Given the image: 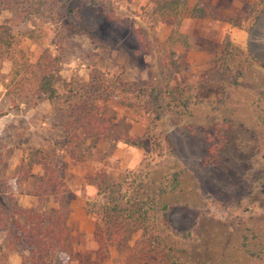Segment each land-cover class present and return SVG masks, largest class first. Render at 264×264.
<instances>
[{
	"label": "rangeland",
	"instance_id": "rangeland-1",
	"mask_svg": "<svg viewBox=\"0 0 264 264\" xmlns=\"http://www.w3.org/2000/svg\"><path fill=\"white\" fill-rule=\"evenodd\" d=\"M156 1L103 0L116 21L83 9L75 26L94 29V41L27 18L38 42L17 39L33 63L57 58L58 98L16 107L0 82L1 244L14 261L32 264L36 252L21 230L53 231L54 264L95 261V222L109 214L135 232L102 264L144 263L135 250L149 234L171 258L162 264H264V0H211L203 18L184 20L173 46L171 28L147 14ZM3 23L18 33L11 13L0 14ZM1 69L9 75L11 63ZM91 83L115 87L113 117ZM121 88L137 114L121 104ZM141 117L153 120L148 129Z\"/></svg>",
	"mask_w": 264,
	"mask_h": 264
},
{
	"label": "trees",
	"instance_id": "trees-1",
	"mask_svg": "<svg viewBox=\"0 0 264 264\" xmlns=\"http://www.w3.org/2000/svg\"><path fill=\"white\" fill-rule=\"evenodd\" d=\"M71 2L78 3L77 8L69 6ZM210 3L211 0H197L195 5L190 9L187 0H158L150 7L147 14L153 22L162 23L171 28L169 43L173 46L183 37L180 29L184 20L187 18H203L207 9L210 7ZM89 6L100 8L103 15L108 20H118L113 6L105 4L103 0H0V14L4 12L11 13L14 16L15 25L19 29L16 34L13 32L11 24H0V82L5 86L6 96L13 105L16 107H21L24 104L36 106L41 101H52L58 98L56 80L59 72V65L57 58H49L45 62L39 59L37 63H33L28 53L21 47L17 39V37H22L38 42L35 33L40 28H30L27 18L37 17L45 20L46 23L53 27H59L62 31L68 30L70 35L82 33L89 34L94 41L96 40V31L94 29L92 30L90 26H86L83 30H80L78 26H75L78 22H85L82 10ZM137 33L143 51L145 53L151 52V41L146 32L139 29ZM175 56L176 52L171 51L166 60V68L168 72H171L170 76H174L180 71ZM6 61L11 63L9 75L2 74L1 68ZM92 83L91 89H93V92L99 93L98 97L94 98L95 101L101 99L99 95L102 96L105 93V96L102 97L104 104L101 106L103 114H108L113 117V111L107 106V102L113 97L115 87L112 86L111 90L106 92L107 90L102 84ZM126 93L127 92L122 89L118 92L117 97L120 99L122 105L133 109L136 113L139 106H135ZM91 106L94 108L93 104H91ZM99 121L101 120L99 119ZM141 121H143L142 124L147 129L153 123V120H144L142 117ZM90 122V120H84L85 126L88 127ZM94 126L100 127L99 124ZM99 132L102 136L110 135V129L108 128H102ZM122 140L131 145L143 146L140 138L124 136ZM158 147H160L159 143ZM161 154L162 149L160 148L158 155ZM52 187H57L54 193H56V191L58 192V184L52 185ZM162 220L164 222L168 221V210L166 209L163 212ZM116 221L114 217L108 214L107 218H98V221L95 222L94 237L98 244V250L96 252L97 258L95 261L87 262L86 264H102V262L109 258L113 249L123 247L132 238L135 230L130 232L128 227L123 229ZM7 230L8 224L4 217V213L0 209V264H10L9 254L5 250L4 245L1 244L2 235H4ZM52 232L53 231L48 232L49 236L41 234L43 237L39 238L38 235L30 231L26 232L25 230H21L22 235L28 234L35 240L33 246L36 252L33 251L32 264H54V252L56 247L53 242L50 241V239H53L51 238ZM148 237L149 238L143 244L142 248H137V250H135L136 257L144 262L142 264H162L165 261L171 260L169 254L165 253L159 244L158 238H154L153 234H149ZM78 264H81V262L79 261ZM171 264L177 263L172 261Z\"/></svg>",
	"mask_w": 264,
	"mask_h": 264
},
{
	"label": "crops",
	"instance_id": "crops-1",
	"mask_svg": "<svg viewBox=\"0 0 264 264\" xmlns=\"http://www.w3.org/2000/svg\"><path fill=\"white\" fill-rule=\"evenodd\" d=\"M9 262H10V264H20L19 262L14 261V259L12 258V256L10 254H9Z\"/></svg>",
	"mask_w": 264,
	"mask_h": 264
}]
</instances>
